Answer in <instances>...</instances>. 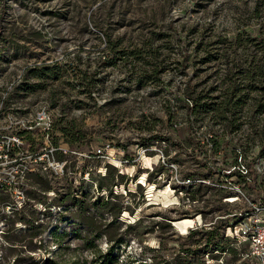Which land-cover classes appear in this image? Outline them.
Instances as JSON below:
<instances>
[{"label": "rangeland", "instance_id": "obj_1", "mask_svg": "<svg viewBox=\"0 0 264 264\" xmlns=\"http://www.w3.org/2000/svg\"><path fill=\"white\" fill-rule=\"evenodd\" d=\"M263 38L264 0H0V97L23 118L0 264H258L225 234L264 222Z\"/></svg>", "mask_w": 264, "mask_h": 264}, {"label": "built area", "instance_id": "obj_2", "mask_svg": "<svg viewBox=\"0 0 264 264\" xmlns=\"http://www.w3.org/2000/svg\"><path fill=\"white\" fill-rule=\"evenodd\" d=\"M12 110L14 112H10ZM37 119H43V117L37 115ZM22 120L21 108H6L5 95L0 97V200L2 199V213H5L9 208L3 197L7 191L9 178L16 180L20 177L21 171L18 165L22 152L20 136L8 134L5 124L7 122L17 123ZM227 202L233 203L235 199L228 198ZM259 221V216H253L248 221L242 220L239 227L229 228V233H226L225 236L246 243L249 256L258 264H264V222L260 223Z\"/></svg>", "mask_w": 264, "mask_h": 264}, {"label": "trees", "instance_id": "obj_3", "mask_svg": "<svg viewBox=\"0 0 264 264\" xmlns=\"http://www.w3.org/2000/svg\"><path fill=\"white\" fill-rule=\"evenodd\" d=\"M259 44L261 46V51L263 53V57H262L260 65H259V69H260V71H262L264 73V38L259 40ZM110 52L111 53H117V51H114V50H111ZM29 74H30V76L36 77L38 79H41L43 77L46 78L47 76H51V68L42 67L39 69H33L29 72ZM263 78H264V75H263ZM262 84H264V81ZM257 106L259 108V112L263 113L264 112V101H261L260 104ZM197 108H198V104H197V101L194 99H192L191 107H189L187 105V109L190 113L195 114L197 112ZM215 111L220 116V119L223 121L225 118L226 111H224L223 109H219V108H217ZM41 148H42V146L39 145L37 150L39 151ZM240 155L241 154L238 153L237 151H231L229 154L222 153V156L220 157V161L222 162V164L220 165V167L216 168V170H219L221 168L224 171H227L231 167H234V170H235V168L239 167V165H240L239 161L242 160V156H240ZM247 168L250 169V165L247 164ZM213 174L215 176L224 177L225 179L230 177L232 174H236L239 179L244 178V176L238 171H234L233 173H228L227 175H223V176L218 174V173H213ZM108 177H110V172H109ZM106 178H107V176L104 177V180ZM121 178H122V175H120V174H114L113 175V179H114V181L117 182V184H118V179L120 180ZM117 184L115 183V186ZM102 188H103V186L101 184H98V188H97L98 192H100V190H102ZM110 193H111V190H110ZM109 205H110V202H103L101 206L107 207ZM120 207H119V210L117 212L116 211L114 212L113 210H109L108 212L114 214V217H117L119 215V213H121ZM118 242L121 243L122 239H120ZM112 251H113V248L108 250L106 253L99 255L96 262L98 264H114L116 262V257L113 255ZM44 264H67V263H65V262L55 263L52 260H46V261H44ZM72 264H80V263L78 261H76Z\"/></svg>", "mask_w": 264, "mask_h": 264}, {"label": "bare ground", "instance_id": "obj_4", "mask_svg": "<svg viewBox=\"0 0 264 264\" xmlns=\"http://www.w3.org/2000/svg\"><path fill=\"white\" fill-rule=\"evenodd\" d=\"M233 198V197H231ZM235 199V198H234ZM196 220V219H195ZM195 222V221H194ZM179 224H182L183 225V232L182 233H186L188 232L189 228L192 227V224H193V220L192 219H184V220H181L180 222H178ZM177 224V223H175Z\"/></svg>", "mask_w": 264, "mask_h": 264}]
</instances>
